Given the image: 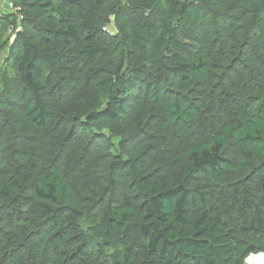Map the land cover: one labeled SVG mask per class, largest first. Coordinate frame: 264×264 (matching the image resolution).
<instances>
[{"label":"trees","instance_id":"16d2710c","mask_svg":"<svg viewBox=\"0 0 264 264\" xmlns=\"http://www.w3.org/2000/svg\"><path fill=\"white\" fill-rule=\"evenodd\" d=\"M9 3L0 264L264 254V0Z\"/></svg>","mask_w":264,"mask_h":264},{"label":"bare ground","instance_id":"6f19581e","mask_svg":"<svg viewBox=\"0 0 264 264\" xmlns=\"http://www.w3.org/2000/svg\"><path fill=\"white\" fill-rule=\"evenodd\" d=\"M246 264H264V254L252 256L247 260Z\"/></svg>","mask_w":264,"mask_h":264},{"label":"crops","instance_id":"0c3cea01","mask_svg":"<svg viewBox=\"0 0 264 264\" xmlns=\"http://www.w3.org/2000/svg\"><path fill=\"white\" fill-rule=\"evenodd\" d=\"M0 10L5 12L12 11L11 7L7 3L4 4L1 0H0Z\"/></svg>","mask_w":264,"mask_h":264},{"label":"built area","instance_id":"2783aa9c","mask_svg":"<svg viewBox=\"0 0 264 264\" xmlns=\"http://www.w3.org/2000/svg\"><path fill=\"white\" fill-rule=\"evenodd\" d=\"M4 4L5 3H7L10 7H11V9H12V6H11V4L9 3V0H1ZM10 30H11V28H10Z\"/></svg>","mask_w":264,"mask_h":264},{"label":"rangeland","instance_id":"374dc122","mask_svg":"<svg viewBox=\"0 0 264 264\" xmlns=\"http://www.w3.org/2000/svg\"><path fill=\"white\" fill-rule=\"evenodd\" d=\"M251 257H252V256H251ZM251 257H250V258H251ZM244 264H246V261H245V263H244Z\"/></svg>","mask_w":264,"mask_h":264},{"label":"water","instance_id":"95a60500","mask_svg":"<svg viewBox=\"0 0 264 264\" xmlns=\"http://www.w3.org/2000/svg\"><path fill=\"white\" fill-rule=\"evenodd\" d=\"M246 261V260H245Z\"/></svg>","mask_w":264,"mask_h":264}]
</instances>
